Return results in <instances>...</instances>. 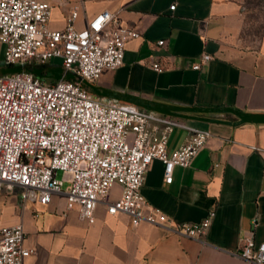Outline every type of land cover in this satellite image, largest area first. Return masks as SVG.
Listing matches in <instances>:
<instances>
[{
	"label": "crops",
	"instance_id": "crops-1",
	"mask_svg": "<svg viewBox=\"0 0 264 264\" xmlns=\"http://www.w3.org/2000/svg\"><path fill=\"white\" fill-rule=\"evenodd\" d=\"M42 1L51 5L50 28H62L76 8L77 27L109 10L139 33L126 42L121 65L83 81L93 98L175 120L168 153L192 129L206 130L209 137L188 166L174 167L171 182L164 181L161 161L150 163L141 193L166 215L162 225H133L124 213L108 214L103 203L89 223L76 208L66 207L63 192L40 205L20 201L17 188L3 186L0 227L22 225L23 244L32 250L24 264H256L237 252L249 232L256 243L264 241V44L255 48L243 42L240 1ZM202 52L212 59L193 69ZM153 60L164 69H153ZM5 66L0 44V74ZM38 72L43 79L51 75L47 81L62 77L60 58ZM119 194L114 185L109 199ZM210 211L214 216L205 234L189 237L172 229Z\"/></svg>",
	"mask_w": 264,
	"mask_h": 264
},
{
	"label": "built area",
	"instance_id": "built-area-1",
	"mask_svg": "<svg viewBox=\"0 0 264 264\" xmlns=\"http://www.w3.org/2000/svg\"><path fill=\"white\" fill-rule=\"evenodd\" d=\"M50 14L47 1L0 0L4 64L26 67L58 57L63 74L54 81L23 68L0 74V192L3 186L17 188L20 201L40 205L63 192L66 207L76 208L89 223L103 203L108 214L124 213L133 225L164 224L166 215L141 193L145 173L157 159L163 164L164 181L171 182L174 167L188 166L209 132L192 129L188 139L168 153V132L179 124L175 120L132 104L93 98L83 81H95L104 69L121 65L126 42L139 33L109 10L77 27L73 8L59 29L49 27ZM211 59L202 52L192 68ZM151 67L164 69L158 60L151 61ZM114 185L120 194L109 199ZM213 216L210 211L198 222L172 229L197 237L205 234ZM24 238L20 223L0 227V264H24L32 252ZM237 254L264 264V241L256 243L249 232Z\"/></svg>",
	"mask_w": 264,
	"mask_h": 264
},
{
	"label": "rangeland",
	"instance_id": "rangeland-1",
	"mask_svg": "<svg viewBox=\"0 0 264 264\" xmlns=\"http://www.w3.org/2000/svg\"><path fill=\"white\" fill-rule=\"evenodd\" d=\"M243 12V42L251 47L264 44V0H239ZM10 69V68H8ZM51 74V71L50 73ZM44 76L46 80L51 79V75ZM61 171H57V176H61ZM66 182L62 188H65Z\"/></svg>",
	"mask_w": 264,
	"mask_h": 264
},
{
	"label": "trees",
	"instance_id": "trees-1",
	"mask_svg": "<svg viewBox=\"0 0 264 264\" xmlns=\"http://www.w3.org/2000/svg\"><path fill=\"white\" fill-rule=\"evenodd\" d=\"M42 66H43V64H40V65H28V66H26V67H20V66H18V65H7V66H5V68L3 69V72H2V74H6V73H11V72H14V71H17V70H20V69H27V70H30V71H32L34 74H36V75H38L39 74V72L38 71H40V69L42 68ZM39 67H41V68H39ZM8 68H10V69H8ZM38 69V70H37Z\"/></svg>",
	"mask_w": 264,
	"mask_h": 264
}]
</instances>
